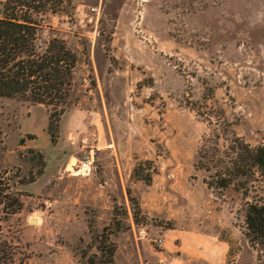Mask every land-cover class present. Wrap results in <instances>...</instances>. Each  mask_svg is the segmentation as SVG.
Instances as JSON below:
<instances>
[{"label": "rangeland", "instance_id": "1", "mask_svg": "<svg viewBox=\"0 0 264 264\" xmlns=\"http://www.w3.org/2000/svg\"><path fill=\"white\" fill-rule=\"evenodd\" d=\"M26 1L42 46L78 60L54 143L47 106L0 97V172L23 202L0 221L13 264H83L114 217L110 264H264L245 236L263 177L206 183L230 130L264 145V0Z\"/></svg>", "mask_w": 264, "mask_h": 264}, {"label": "trees", "instance_id": "2", "mask_svg": "<svg viewBox=\"0 0 264 264\" xmlns=\"http://www.w3.org/2000/svg\"><path fill=\"white\" fill-rule=\"evenodd\" d=\"M35 6L26 0H11L10 13L0 18V97H22L49 108L47 130L51 142L56 140L59 117L73 86V73L77 64L76 54L59 37L39 40L41 24L32 17ZM18 10L21 13H17ZM223 151V172L216 181L206 182L210 187L224 188L233 176H248L259 172L264 181V145L251 146L234 130ZM32 134L28 137L32 138ZM207 140V139H206ZM218 144V139L213 141ZM201 156V155H200ZM203 156V155H202ZM221 159V160H222ZM206 170L209 165H203ZM6 171L0 172V221L21 210V192L12 189ZM224 174V176H222ZM20 184L34 181L16 175ZM151 178L149 173L146 180ZM249 245L256 251L257 263L264 262V202H251L245 214ZM121 228L115 217L97 235L98 253H82L83 264H110L116 245L110 234ZM15 252L12 245L0 237V264H13Z\"/></svg>", "mask_w": 264, "mask_h": 264}, {"label": "built area", "instance_id": "3", "mask_svg": "<svg viewBox=\"0 0 264 264\" xmlns=\"http://www.w3.org/2000/svg\"><path fill=\"white\" fill-rule=\"evenodd\" d=\"M142 0H139L141 2ZM11 4V0H0V18L7 16L9 11V6ZM93 159L92 156H90L88 159L81 161L77 168V172L81 175L88 176L91 173V170L93 168ZM158 243H161V240L159 239Z\"/></svg>", "mask_w": 264, "mask_h": 264}, {"label": "bare ground", "instance_id": "4", "mask_svg": "<svg viewBox=\"0 0 264 264\" xmlns=\"http://www.w3.org/2000/svg\"><path fill=\"white\" fill-rule=\"evenodd\" d=\"M31 223H32V224H35V223H36V219H35V218H32V219H31Z\"/></svg>", "mask_w": 264, "mask_h": 264}, {"label": "crops", "instance_id": "5", "mask_svg": "<svg viewBox=\"0 0 264 264\" xmlns=\"http://www.w3.org/2000/svg\"><path fill=\"white\" fill-rule=\"evenodd\" d=\"M68 165V164H67ZM67 165H66V167H67Z\"/></svg>", "mask_w": 264, "mask_h": 264}]
</instances>
